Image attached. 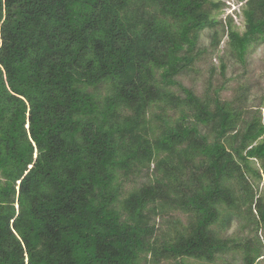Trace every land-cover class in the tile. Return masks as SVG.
I'll return each mask as SVG.
<instances>
[{"label": "trees", "instance_id": "16d2710c", "mask_svg": "<svg viewBox=\"0 0 264 264\" xmlns=\"http://www.w3.org/2000/svg\"><path fill=\"white\" fill-rule=\"evenodd\" d=\"M235 1L243 32L224 0H0V264H261V110L179 79L205 30L242 64L264 43V0Z\"/></svg>", "mask_w": 264, "mask_h": 264}, {"label": "rangeland", "instance_id": "374dc122", "mask_svg": "<svg viewBox=\"0 0 264 264\" xmlns=\"http://www.w3.org/2000/svg\"><path fill=\"white\" fill-rule=\"evenodd\" d=\"M223 3V8L220 11L209 7L212 16L222 22L223 25H226L229 16H231L239 31L243 32L244 20L241 16V6L235 0H224ZM223 25L201 33L200 47L203 50L206 49V52H202L194 69L179 79L185 87L192 88L196 95L201 98L205 97L210 88H212L210 92L212 93L213 90L223 85H225V88L220 94L222 99L227 101H233L239 93L246 90V94L249 97L247 105H249L251 110H261L262 122L264 123V105L262 106L264 97V43L253 46L246 63L242 64L230 54L229 39ZM213 34L217 35L218 46H213L212 44ZM222 63L226 66L224 75L221 73ZM254 167L258 168L259 165L254 164ZM146 175V172H144L138 176H132L131 180L125 184L126 190L139 186L146 180ZM259 192L264 193V180L260 184ZM176 216L183 221L186 219L181 214ZM155 223L157 225L163 224V228L167 225L160 217L156 218ZM249 225L247 226V220L235 218L228 228L218 227V230L221 231V235L224 237L236 238L238 241H242L255 235V233L251 232L252 229L250 227H252V224ZM259 237L264 240V230L259 231ZM187 262L190 264H209L192 259L187 260ZM224 263L243 264L242 253L234 252L225 255L223 259L221 258L215 264ZM163 264H173V262H164ZM261 264H264V260L261 261Z\"/></svg>", "mask_w": 264, "mask_h": 264}]
</instances>
